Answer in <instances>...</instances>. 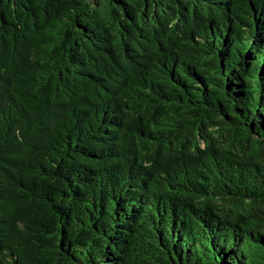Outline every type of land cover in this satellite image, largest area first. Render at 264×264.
<instances>
[{"label":"trees","instance_id":"1","mask_svg":"<svg viewBox=\"0 0 264 264\" xmlns=\"http://www.w3.org/2000/svg\"><path fill=\"white\" fill-rule=\"evenodd\" d=\"M0 264H264V0H0Z\"/></svg>","mask_w":264,"mask_h":264}]
</instances>
